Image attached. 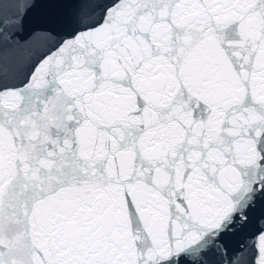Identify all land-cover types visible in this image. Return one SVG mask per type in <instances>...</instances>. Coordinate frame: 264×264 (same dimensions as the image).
I'll return each mask as SVG.
<instances>
[{"label":"snow or ice","instance_id":"1","mask_svg":"<svg viewBox=\"0 0 264 264\" xmlns=\"http://www.w3.org/2000/svg\"><path fill=\"white\" fill-rule=\"evenodd\" d=\"M0 264H264V0H0Z\"/></svg>","mask_w":264,"mask_h":264}]
</instances>
